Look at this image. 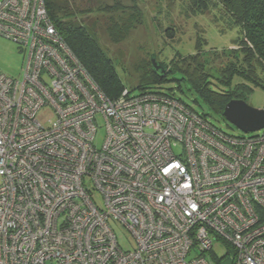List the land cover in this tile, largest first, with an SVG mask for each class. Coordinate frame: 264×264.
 I'll return each mask as SVG.
<instances>
[{
  "label": "built area",
  "instance_id": "1",
  "mask_svg": "<svg viewBox=\"0 0 264 264\" xmlns=\"http://www.w3.org/2000/svg\"><path fill=\"white\" fill-rule=\"evenodd\" d=\"M0 36L24 53L20 77L0 71V264H264V128L230 134L150 91L106 97L44 0H0Z\"/></svg>",
  "mask_w": 264,
  "mask_h": 264
},
{
  "label": "rangeland",
  "instance_id": "2",
  "mask_svg": "<svg viewBox=\"0 0 264 264\" xmlns=\"http://www.w3.org/2000/svg\"><path fill=\"white\" fill-rule=\"evenodd\" d=\"M182 1L94 0V5L87 4L89 6L87 7L92 10L84 18L95 23L99 44L112 59L121 83L132 94L141 91L139 86L173 94L195 112L206 114L210 122L216 127L230 134L246 136L250 133L243 132L222 114L214 112L193 92L188 90V84L185 81L178 83L175 80H168L157 85L151 84L148 80L151 77L149 70H151L150 58L152 55L157 61L168 65V73L173 65L179 64L178 69L182 71L193 72L196 70L199 72L204 70L210 75L220 76V59L215 57L216 55L212 53V50L231 48L233 41L238 37L237 28L221 32L207 15L189 14V16L184 14ZM171 30L174 32L172 33ZM169 33L170 35H168ZM197 36L205 40V43H202L200 47V50H204L200 52L202 53L200 59L202 68L194 62H188L189 60L186 58H181L195 52ZM226 59L225 57L224 61ZM23 64L24 53L19 45L0 36V71L8 76L18 78ZM260 75L264 80V72ZM173 77L180 78V73L175 72L168 75L169 79ZM245 102L257 109L264 108V90L260 86L253 87ZM40 117L46 119L53 117V115L50 111H45ZM104 137V124L101 119H98L97 133L94 139V145L97 148L102 146ZM95 198L103 204L98 192H96ZM114 225L113 229L120 246L128 249L129 236L121 226ZM214 250L217 257H220L225 251L223 247ZM227 263L229 261L226 262L225 260L224 264Z\"/></svg>",
  "mask_w": 264,
  "mask_h": 264
},
{
  "label": "trees",
  "instance_id": "3",
  "mask_svg": "<svg viewBox=\"0 0 264 264\" xmlns=\"http://www.w3.org/2000/svg\"><path fill=\"white\" fill-rule=\"evenodd\" d=\"M44 3L57 33L103 94L114 99L124 89H128L117 76L112 59L99 44L95 23L84 18L92 10L88 5H94V0H44ZM182 4L184 14L207 15L221 32L237 28L238 37L233 41L231 48L211 49L215 57L220 59V76L210 75L204 70L182 71L178 69L179 64H175L162 78L149 70L150 83L161 85L168 80L178 83L185 81L188 90L220 114L231 100L247 101V95L253 87L260 86L264 90V80L260 75L264 72V0H183ZM196 40L195 52L181 58H186L188 62H194L202 68L200 52L204 50H200V47L205 40L200 36H197ZM225 57L227 59L224 61ZM175 72L180 73V78L169 79L168 75ZM139 87L144 92L150 91L176 98L173 94L161 90ZM201 115L208 119L206 114Z\"/></svg>",
  "mask_w": 264,
  "mask_h": 264
},
{
  "label": "water",
  "instance_id": "4",
  "mask_svg": "<svg viewBox=\"0 0 264 264\" xmlns=\"http://www.w3.org/2000/svg\"><path fill=\"white\" fill-rule=\"evenodd\" d=\"M150 59L151 71L161 78L164 77L168 73V65L157 61L154 55ZM222 115L245 133L264 128V108H254L241 99L229 101Z\"/></svg>",
  "mask_w": 264,
  "mask_h": 264
}]
</instances>
